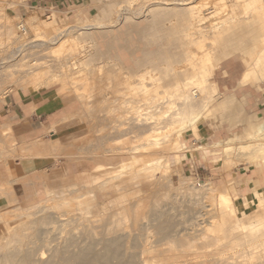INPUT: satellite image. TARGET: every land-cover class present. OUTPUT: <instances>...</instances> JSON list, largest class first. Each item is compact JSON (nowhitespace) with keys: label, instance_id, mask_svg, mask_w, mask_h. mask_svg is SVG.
I'll return each instance as SVG.
<instances>
[{"label":"rangeland","instance_id":"rangeland-1","mask_svg":"<svg viewBox=\"0 0 264 264\" xmlns=\"http://www.w3.org/2000/svg\"><path fill=\"white\" fill-rule=\"evenodd\" d=\"M202 1L149 0L146 5L130 7L126 4H118V1L115 0H43V6L39 5V0H26L25 4L18 3L17 0H5V3L2 4V10L0 9V157L5 159L10 178L6 177L5 168L1 164L4 160H0V183H2L0 184V190L5 187L11 191V188L16 194L12 198H18L17 200L23 211H30V215L34 211L36 213H32L33 217H28L35 224L26 233L28 234L26 240L23 239V243L16 246V248L10 247L9 252L4 251L5 254L0 252L1 264H5L3 261L6 259L12 264L11 257H24L27 264H173L174 262L175 264H188L190 261L191 264H222L220 262L221 256L215 253L213 248L204 249L203 254L200 255L201 259L199 257L195 259L192 255L187 258V261H181V259L175 261L176 258H171L168 262L167 257L172 254L166 252V250H168L171 243L175 240L182 242V244L180 243L182 248H178V251H185V244H183L185 242L183 241L191 240L189 239L191 237L193 241L201 243V240H199L200 231L204 229L207 222L210 225L211 218L214 217L216 212L215 199L185 190V188L191 187V183H181V178L189 177L192 182L210 181L218 186L225 184L227 181L239 182L240 176H242L244 180L236 185V190L239 195L238 201H242L243 208L247 211L251 197L250 194L247 197L245 196L247 194L244 185L245 180L250 177L256 178L258 171L250 164L241 163L223 171L221 162L214 163V160L211 159L219 155L220 150L204 160L199 156V152L194 151L192 157H190L189 152L186 153L185 158L178 162L179 164L171 162L164 168L161 163L160 168H157L153 173L152 182L146 183L147 180L141 177L137 179L138 181L133 180L130 183L128 182L129 175H124L121 176L119 181H116V186L120 189L119 193L115 191L112 185L101 187L96 191L92 186L93 181L96 179L112 176L109 174L114 172V170H109L93 173L92 167L95 165V161L101 160L109 164L117 160L127 159L128 155L122 154L140 144L138 140L149 129L147 126L138 125L137 117L135 118V115L128 113L130 112L127 109L129 106L121 109L120 103L125 98L140 102L139 105L142 104L145 94L144 92L141 93V88L145 87V89L152 90L153 92H150V94L153 95L155 87L153 85L158 78L159 82L165 80L161 82L160 86L166 87L169 85L167 88L170 89L174 82L194 78L190 73L193 69L197 70L195 67L200 64L199 68L205 65L207 69L214 71L216 79H221L224 81L223 83L228 85L223 89L218 87L220 93H225L227 90H232V88L237 89L234 91L235 93L231 94L233 98H228L231 96L230 93L226 95L227 99L216 94L212 102L207 104L206 109H210L208 112L209 117L203 118L197 123L200 130L198 144L211 145L217 140L218 136L221 139H226L234 134H239L241 137L234 142L235 144L246 142V130L251 121V124L256 125L264 119V93L261 90H256L251 84H240V77L237 75L242 70L243 60L241 58L245 59L246 57L243 55L246 52L253 54L261 45L253 44V37L246 34L244 28V30L240 29L238 31V27L229 30L221 40L213 42L215 39L209 26L226 16L228 10L226 12L222 10V12H225L222 13L216 10L213 4L209 3L200 10V15L204 16L203 22L194 21V26L188 29L184 21L188 20L190 14L185 8L187 5L201 3ZM47 2H53V5L48 4L44 7ZM227 5H231V3ZM5 18L12 21L15 35H10L8 31L10 30L9 24ZM28 19L55 26V30H53L55 33L51 32L50 35L47 33L44 37L46 33L41 32L43 35L35 38L34 32L29 29L30 27H27L28 31L26 26L23 25ZM80 19H83V25L78 24ZM97 21L102 22L104 27L98 29L92 27L95 26ZM87 24L90 25L88 29L85 28ZM20 27L25 28L26 32H21ZM52 33L54 34L52 35ZM188 35L189 37H186ZM190 35L192 39L195 36V39L192 40ZM203 36H207V38H203ZM69 37L73 40L62 44L63 46L59 45L65 38ZM188 38L193 42H190ZM191 43L194 45L192 46ZM251 45L257 49L252 48ZM248 46L252 49L250 50ZM191 49L194 50L193 53ZM189 53L191 57L193 55V57H201L203 60H198L200 62L197 61V65L192 68L187 61ZM203 55H214V57H211L214 60L210 59L209 62H205ZM226 55L228 56L227 59ZM81 60L84 61L85 66L81 64ZM227 61H231L232 64L225 72L223 66ZM35 62H44L43 64L50 69V75L59 76L60 79L66 73L69 77L65 78L68 84L65 83V88L68 89L66 90L59 83H52L50 86H43L40 90L35 91L30 85L29 79L24 76L28 73L26 66ZM19 63L24 65L23 68H19V66V69L16 68ZM60 66H65L67 72L61 74ZM119 69H122V71L120 70L121 76L118 75L120 73ZM83 70L86 79L84 84L87 87L86 93L93 88V90L88 91L91 98L85 96V92L81 91L82 84H77L80 91H76L72 86L73 79L78 77L80 75L78 73ZM188 70L190 71L188 72ZM8 74L10 77H8ZM116 75L119 79L118 92L114 90ZM150 75L151 77H149ZM196 79H199V77ZM124 82H127V86L123 84ZM106 84L108 85L106 86ZM137 84H139L138 87ZM128 88L134 90L131 92ZM247 89H249L248 92ZM135 91L136 94H134ZM158 91L161 92L163 89L159 88ZM36 92H47L49 95L55 96L56 99H61L68 106V117L70 119L68 118L58 124L59 126L69 127L66 132L51 134L46 139H31L27 131L28 125L24 124L25 121H19L10 116L6 106L8 98L12 96L29 98L35 95ZM231 98L233 100H228ZM213 102L214 104H212ZM225 105L235 106L234 108L231 106L227 108ZM166 106L159 104L157 110L153 107L154 109H151L150 112L154 115L158 111L164 112ZM211 108L214 110L217 108L216 111L213 110L215 112L213 116L215 117H212L213 111H211ZM114 109L115 112L111 111ZM145 112L142 111V113ZM155 116L159 117L160 115L157 113ZM155 116L153 118H157ZM160 122H163V124ZM160 122L159 132L168 126L169 119ZM182 137L185 143H190L193 139L189 131L182 132ZM32 144H48L50 148L59 147L55 151H48L39 156H26V158L21 159L20 155L24 152L22 148L29 147ZM159 152H161V149ZM14 153L16 158H14ZM232 155L238 157L239 153L233 151ZM6 156L9 158L6 159ZM12 157L13 159H11ZM152 157L154 155L142 157V159L146 160ZM21 165L24 170L32 172L26 175V172L21 170ZM259 176L260 185L258 190L264 193V174L262 173ZM6 182H11L13 185H8ZM129 183L132 184V192L123 190ZM249 187H253V184H249ZM47 190L53 192L68 191L66 199L69 204L60 209H47L46 206L49 203L45 204L46 202L39 204V200L45 198ZM91 190L94 191L93 194H86ZM82 194H85V196L80 199L74 198ZM27 195H31V198L26 202L24 198ZM102 202L104 204L100 206ZM75 203L78 204L76 208ZM234 203L236 204L237 201ZM12 204L8 207H14L16 203ZM6 206L0 204V236L4 235L9 228L18 226V223L22 221L16 218L17 212L14 213V216L13 212L4 214L3 209ZM78 208L83 211L92 210H90V213H85L76 210ZM133 208L138 209L139 212L138 222L135 220L137 223L132 221L133 217L129 213ZM123 210L129 211H127L129 219L122 222L121 227L116 228L114 219L116 214ZM201 214H205L204 217ZM10 216H13V218H10ZM55 216H59V219ZM28 218L24 221L26 222ZM60 220L63 222H60ZM201 225L203 226L201 227ZM199 227L202 229L199 230ZM194 236H197L196 239L199 241L194 240ZM108 244L110 245L108 246ZM111 246H115L113 247L115 249L118 248L116 250L121 251V254L117 253ZM110 247L113 252L115 251L113 254ZM144 248L149 249L150 253L145 252ZM192 250L194 251V249L189 251ZM231 250L230 253H233V259L228 261L229 264H233L234 260L240 261L242 259L241 248L236 247ZM255 250L258 251L259 249ZM163 251L165 252L163 253ZM157 255L160 256V260ZM105 256H109L110 259ZM165 256L167 257L164 258ZM104 257L107 260H104ZM162 258L166 261L163 262ZM156 260L159 262L157 263ZM170 260L174 262L171 263ZM9 261L6 264H9Z\"/></svg>","mask_w":264,"mask_h":264},{"label":"bare ground","instance_id":"bare-ground-1","mask_svg":"<svg viewBox=\"0 0 264 264\" xmlns=\"http://www.w3.org/2000/svg\"><path fill=\"white\" fill-rule=\"evenodd\" d=\"M115 1H118L117 2L118 4L122 3V4H126V5H128L130 7L134 6V5H137V6H142L144 4L146 5V3L148 4V2H149V0H115ZM17 2L21 3V4H25L26 0H17ZM3 3H5V0H0V9L1 10H2V4ZM208 3L209 4H213L214 8H216V10H219L221 12H222V10L225 11V12H226V10H228L227 13H226V16H223L219 21H217L216 23H212L209 26L210 31H212L211 33H212V35H213V37L215 39V40H213V42L221 40L227 34V32L229 30H232V28L238 27L237 28V29H239L238 31H240V29L244 28L246 30L245 33L250 35L251 37H253V42H254L253 44H255V45L256 44H260L262 46V47L260 46V48L258 50H256L255 52H254V49H253V52H254L253 54H251V53L249 54V52H246L245 55L242 54L243 56H246V57H245V59L241 58L243 60L242 70L240 72L238 71L239 73L237 75L240 77V80H239L240 84H243V85L244 84H251V85H253L256 88V90H261V92L264 93V0H203L201 3H194V4H191V5H187L186 4L187 7L185 9L188 10V12L190 14V17L188 18V20H186L184 22L186 23V27L188 29L191 28L192 26H194V24H195V23H193L194 21H198L199 20V22H203L202 19L204 18V16L200 15V10L204 6H206ZM230 3H231V5H227V4H230ZM183 5H185V4H183ZM225 12H222V13H225ZM168 14H169V12H168ZM5 19H7V23L9 24L10 30H8V31L10 32V35H15L14 28H13L14 25H12V21L8 20V18H5ZM75 20H76V18H75ZM17 24H18V22H17ZM78 24L79 25H83V19L78 20ZM23 25L26 26V28L30 27L29 29H31V31L34 32V37L35 38L41 37L43 35L41 32L46 33L44 35V37H46L47 33H49V35H50L51 32L55 33V31H53V30H55V26L53 27L52 25H49V24H43V23H40V22H34V20H32V19H28L27 22L25 21L23 23ZM88 26H90V25L87 24L85 26V28L87 27V29H88ZM92 27L98 29V28H103L104 25H103L102 22H98L97 21L95 26H92ZM186 27L184 26V28H186ZM22 28L23 27H20L19 30L21 31ZM29 29H28V31H29ZM56 32H58V31H56ZM54 33H52V35ZM198 34H200V33H198ZM202 34H204V33H202ZM8 35H9V33H8ZM191 35H190V37H191ZM232 35H234V34H232ZM186 37H189V35L186 36ZM194 37H193V39H195ZM69 38H67V39L65 38V40L62 43L60 42L61 44H59V45L65 44V43L69 42V40H73V38L72 39L71 38L69 39ZM203 38H207V36L206 37L203 36ZM209 38H210V36H209ZM209 38H208V40H209ZM191 39H192V37H191ZM196 39H197V37H196ZM200 39H202V38H200ZM189 41L193 42L190 39H189ZM194 42H195V40H194ZM209 42H211V41H209ZM73 43H74V41H73ZM187 43H188V41H187ZM226 44H228V43H226ZM226 44H225V48H226ZM193 45L194 44H192V46ZM216 45H217V43H216ZM68 46H70V45H68ZM196 46H198V45H196ZM251 47L254 48L255 46L253 47L251 45ZM206 48H207V46H206ZM247 48H246V50H247ZM252 48H250V50ZM188 49H190V48H188ZM188 49H187V51H188ZM76 50H78V48H76ZM56 52H58V51H56ZM193 52H194V50H192V53ZM190 53H191V51H190ZM237 53H238V51H237ZM241 53H242V51H241ZM186 54H188V53H186ZM186 54H185V56H186ZM195 54H196V52H195ZM222 55H225V54H222ZM212 56L214 57V55H212ZM212 56L203 55L204 61L205 62H209L210 59L214 60V59L211 58ZM230 57H231V55H230ZM227 58H228V56L226 57V59ZM200 59H202V58L201 57L200 58H195V57H193V55L191 57V54H190L189 55V59L188 60L186 59V60L188 61V65L192 66V68H193L194 66L197 65L196 62L198 60H200ZM221 61H224V60H221ZM198 62H200V61H198ZM20 63H19V65H17L16 68H18V66H19V68L20 67L23 68L24 65L20 64ZM43 63L35 62V63H31V64L29 63V65L26 64L27 65L26 68H27L28 73L26 75H24V76L29 79V83L33 87V89L35 91H38L43 86H50L52 83H56V84L59 83V84H61L62 87L65 88V83H66V79L65 78L69 77L65 73V72H67L66 71L67 69L65 68V66H60L59 67V70L62 72L61 74H63V72L65 73L63 78L60 79L59 76L50 75L51 74L50 71H49L50 69H48V67H46ZM81 64L83 66L86 65L84 63V61H82V60H81ZM231 64H232L231 61H227V63H225V65L223 66V68H225V72H226V69H228L231 66ZM199 65H197V67H195V68H197V70L193 69L192 73H190V75L194 76V78L192 77V78L185 79L183 81H181L182 80L181 79L180 81H177V82H174V83L172 82L173 83L172 86L170 85L171 86L170 89L172 88L171 90L167 88L169 85L166 86V87L160 86L161 82H163L165 80H161L159 82V78H158L157 81L155 80V84L153 85V86H155L154 89H153L154 90V94L153 95H151L152 93L150 94V92H153L152 90L145 89V87H143L144 89L141 88L142 89L141 93L144 92L145 98H144L143 103L140 104V105H139L140 102H134V101H132L133 99L132 100H129V99L127 100V99L124 98L123 102L120 103V105H121L120 108L123 109V108H126V106L127 107L129 106L127 109L130 112H128V113L133 114V116L135 115V118L137 117V121H138L137 124L138 125H142V126H147L149 129L138 140V143H140V144H138L135 147L131 148L130 151H127V152L122 154V155H124V154L128 155L127 159L117 160L116 162H110L109 164L105 163V161L96 160L95 161V165L92 167V172L93 173H101V172H106V171H109V170H114V172L112 174H109V175H112V176L107 175L109 177H106V178L103 177V178L96 179L95 181H93V183H92L93 185L92 186H94L93 189H95V191H96V190H98L101 187L112 185V186H114L115 191L119 193L120 189H118V187L116 186L117 185L116 181H119L121 179V176L129 175L128 182H130V183L133 180H137V179H139L141 177L143 179L147 180L146 183H149V182H152L153 173H154L155 170H157V168H160V166H161L160 164L161 163H162V165L165 168L171 162H176V163L180 162L182 159L185 158V156H186L185 154L188 153V152L191 155L190 157H192V152H194V151L199 152V156L201 157L202 160H204L208 156H212L214 153H217L220 150V154L214 156L211 159L214 160V163L215 162L216 163H220L221 162L223 171L224 170H229L231 167L236 166V165L241 164V163L250 164L253 168L258 170L257 173H256V178L250 177L247 180H245V184H244L246 186L245 190L247 192V194L245 196L247 197V195L250 194V197H251V200H250L249 205H248L249 209L246 211L243 208L242 201L241 202L238 201L239 195L237 194L236 185L238 183H240V181L239 182L238 181H235V182L227 181L225 184H220V185L217 186V185L212 184L210 181L192 182L189 177L181 178L182 179L181 183H184V184L185 183H189V184L191 183L190 184L191 185V187H190L191 189L190 188H185V190L194 192L197 195L198 194L199 195L202 194L203 197H208V198H211V199H215L216 212H215V215L213 214L214 217H212V215H211L212 222H210V225L207 222V225L204 224L206 228L204 227V229L202 231H200L199 240H201V243H197L196 241H193L192 237H191V238H189L191 240L183 241V242H185V243H183V244H185V251H178V248L179 249L182 248L180 246V243L182 244V242L179 241V240H175V241H173L171 243V245L169 246L168 250H166V252H168V253L170 252V254H172V255H169L168 257L165 256L164 258L167 257L168 262H169V259H171V258L172 259L176 258L175 261H177V259H181V261L182 260L183 261H187V258L189 256L193 255L195 259L197 257L200 258V255L203 254V250L204 249H208V248L212 249L213 248L215 250V251L214 250L213 251L215 253H218V255L221 256L220 262L222 264H229L228 261L233 259V257H232L233 253L232 254L230 253V251H232L231 249L239 247V248H241V253L240 254L242 255V259L240 261L234 260L233 264H264V193L258 190L259 185H260L259 184V177H260L259 175L262 174V173L264 174V119L261 120L260 122L256 123V125L251 124L252 123V121H251V123L248 125L247 130H246V138H247L246 142H242V143H239V144L236 142L237 144H235L234 142L236 140L238 141V139H240L241 137L239 136V134H234L233 136L227 137L226 139H221L218 136L217 140L214 141L213 143H211V145L198 144V142H199L198 141V135L200 133V130L197 127V123L201 119H203V118L205 119V118L209 117L208 112H209L210 109L209 110L206 109L207 108V104L212 102V100L215 98L216 94L222 96L225 99V97H226V95H228V93H230V95H231V94L235 93L234 92L235 90H237V89H233L232 88V90H227L225 93H220L219 90H218L217 83L221 79H216V77L214 76V71L213 70L207 69L205 67V65L200 66V68H199ZM122 69H119V72H120V70L122 71ZM84 70L80 71L78 73L80 75L73 79L72 86H74L73 88L76 91H80V89H78V87H77V84L78 83L82 84L83 87L81 86L82 87L81 91L83 93L85 92V96H88V97L91 98L90 93H88V91L93 90V88H91L90 90L87 91L88 94L86 93L87 87L84 85L85 81H86ZM10 71H11V69H10ZM184 71H185V69H184ZM184 71H183V73H184ZM189 71L190 70H188V72ZM88 74H90V73H88ZM118 75L121 76V72L118 73ZM138 75H136V76H138ZM98 76H97V79L99 78ZM145 76H146V74H145ZM196 76L199 77V79H196L197 78ZM6 77H7V74H6ZM8 77H10L9 74H8ZM149 77H151V75ZM126 79H128V78H126ZM47 80H49V81H47ZM94 80H96V79H94ZM15 81L17 82V80H15ZM95 82H97V81H95ZM115 82L116 83L114 85V90L116 92H118L117 91V87H118L117 85H119V79H118L117 75H116ZM123 84H126V86H127V82H124ZM261 84H262V86H260ZM107 85L108 84H106V86ZM120 85H122V84L120 83ZM138 85L139 84H137V87H138ZM162 85H163V83H162ZM142 86H143V83H142ZM253 86H251V87H253ZM64 88H61V89L63 90ZM132 88H133V86H132ZM132 88H128V89H130L131 92H132L134 90ZM159 88L163 89V91H161V92L158 91ZM248 90L249 89H247L246 91L248 92ZM92 93H93V91H92ZM134 94H136V91H135ZM79 95L81 96V94H79ZM126 96H127V94H126ZM83 97H84V94H83ZM230 97L233 98L232 95L229 96L228 98H230ZM232 98L228 99V100H233ZM226 99H227V97H226ZM234 100H236V99L234 98ZM105 101H107V100H105ZM241 101H242V99H241ZM114 103H112V104H114ZM159 104H163V105H167V106H166V110L164 112L161 111V110H160L161 112H159V111L157 112L158 115H160L159 117H157V116H155L157 113L154 115V113L152 114L150 112V110L154 109V108H155V110H157ZM212 104H214V102ZM236 104H237V102H236ZM216 105H217V103H216ZM225 106H227V108H228L231 105H229V106L225 105ZM234 106H231V107L234 108ZM91 108H92V106H91ZM163 108H162V110H163ZM219 108H220V106H219ZM223 108H224V106H223ZM213 110L214 109L211 108V111H213ZM216 110H217V108H215L214 111H216ZM111 111L115 112V109L111 110ZM142 111H146V112L142 113ZM214 111L212 113V117H215V116H213L214 113H215ZM138 116H139V118H138ZM153 116H155L157 118H153ZM68 118L70 119V117H67V118L64 119V121L67 120ZM166 119H169L168 126L164 127L163 131L159 132L160 131L159 122L161 120H166ZM160 123L163 124V122H160ZM171 128H173V129H171ZM184 131H185V133L188 132V131L191 132L193 139H192V141L190 143L189 142L185 143V141H183L182 132H184ZM83 139H85V138H83ZM244 140H246V139H244ZM160 149H161V152H159ZM190 149H192V150H190ZM233 151H235V152L237 151L239 153L238 157L237 156L235 157V155H232ZM10 155H9V157H10ZM149 155L150 156L154 155V157H152L151 159H146V160L142 159V157H146V156H149ZM15 156H16V154L14 155V158H16ZM120 156H121V154H120ZM169 156H171V157H169ZM9 157L6 156V159L9 158ZM20 158L22 159V158H26V157H21L20 156ZM11 159H13V157ZM0 160H5V159L0 157ZM167 173H170V172H167ZM154 180H155V176H154ZM13 182H15V181H13ZM130 183L127 184L126 188L123 189V190L132 192L133 188H132V184H130ZM0 184H2V183H0ZM6 184L13 185V183L11 184V182L10 183L6 182ZM249 184H253V187H249ZM139 185H140V183H139ZM152 185H154V184H152ZM141 187H142V185H141ZM10 190L12 191L11 188H10ZM11 191H9V189H6L5 187H3V189L0 190V193H1V195H0V204L2 206L3 205L4 206L7 205L6 207H4L3 213L5 212L4 214H6V213H9V212H11V213L13 212L12 214L14 216V213L17 212L16 218L19 219V220H22V221L19 222L18 226H16V227H11L9 229L7 228L8 230H7V232L5 234H4V232H2L4 235L0 236V252H4L5 251L6 253L9 252V248L10 247L16 248V246L21 245L23 243V239H25L26 235H28L26 233L29 232V230H31L33 228V225L35 224V223L31 222V219L29 220V218H28L29 216H30V218H31V216L33 217V215H32L33 212L31 213V215H30V211L24 212L23 208L19 204V201L17 200L18 198L17 199L12 198V196L15 194V191L14 190L12 192ZM180 191H182V190H180ZM72 193H73V191H72ZM93 193H94V191L91 190V191L87 192L86 194L89 195V194H93ZM45 194H46L45 198L44 199L43 198L40 199L38 203L39 204H41L43 202H46L45 204L49 203L46 206V208L48 207L47 209H49V208L60 209L62 207L67 206L68 203H69V201L66 199V194H68V191H66V190L61 191V194H59V195L56 194V192H53V191H50V190H47ZM15 196H16V194H15ZM84 196H85V194H82V195L76 196L74 198H77V199L79 198L80 199L81 197H84ZM30 198H31V195H27V196H25L24 199L27 202ZM205 199H207V198H205ZM236 201H237V203L235 204L234 202H236ZM12 203L13 204L16 203L15 204L16 206L14 205V207H8V205H11ZM103 204H104V202L100 203V206H102ZM76 210H79L80 212L90 213V210H92V209L87 210V211H83V210L78 208ZM127 211L128 210H123V211H120L119 213L116 214V217L114 219V223H115L116 228L121 227L122 226V222H125L126 219H129V217H128V212L129 211L128 212ZM210 211H211V209H210ZM34 213H36V212L34 211ZM61 213L65 214L64 212H61ZM129 213L133 217L132 221L133 222L135 220L137 221V219L139 217L138 216L139 215L138 209L133 208V209H131V212H129ZM204 215H202V217H204ZM206 215H208V213H206ZM13 216H10V218L11 217L13 218ZM55 217H57V216H55ZM55 217H53V218L56 219ZM194 217H195V214H194ZM208 217H210V216H208ZM26 218H28L27 221L29 220V222H27V221L25 222L24 221V220H26ZM0 220H1V218H0ZM200 220H202V219H200ZM61 221L62 220H60V222ZM136 221L134 223L138 222V221L137 222ZM56 223H59V222H56ZM50 224H51V222H50ZM54 225H55V223H54ZM202 226L203 225H201V227ZM201 227H199V230L202 229ZM55 230H57V229L55 228ZM59 231H60V229H59ZM91 233H92V231H91ZM188 236H189V234H188ZM42 237H43V235H42ZM196 238H198V237L196 236L193 239L194 240H198ZM109 245L110 244H108V246ZM115 246H111L112 249H114V250L118 249V248H116V249L113 248ZM111 247H110V250H111V252L113 254L115 251L113 252ZM116 247H119V246H116ZM191 249H194V251L193 250L189 251ZM255 249H259V250L256 251ZM5 252H4V254H5ZM27 252H28V250H27ZM118 252H119V254H121L120 253L121 251L118 250L117 253ZM145 252H149V249H145ZM164 252L165 251H163V253ZM205 252H207V251H205ZM159 255L161 256L162 254H159ZM159 255H157V256H159ZM157 256H156V258H157ZM160 256L158 257V259L160 258ZM209 256H211V255H209ZM105 257H107V256H105ZM105 257L103 258L104 260L110 259L109 256L107 257V259H105ZM117 257H119V256H117ZM150 260H151V258H150ZM7 261H9V260L6 259L3 262H5V264H6ZM165 261L166 260H164L163 262H165ZM172 261H171V263H172ZM120 262H122V261H120ZM158 262L159 261H157V263ZM190 262L188 264H191ZM11 263L12 264H27V261H26V259L24 257H17V258L16 257H14V258L11 257ZM0 264H1V261H0ZM9 264H10V261H9ZM119 264H123V263H119ZM173 264H175V262Z\"/></svg>","mask_w":264,"mask_h":264},{"label":"crops","instance_id":"crops-1","mask_svg":"<svg viewBox=\"0 0 264 264\" xmlns=\"http://www.w3.org/2000/svg\"><path fill=\"white\" fill-rule=\"evenodd\" d=\"M48 4L53 5V2H47L44 6ZM39 5L43 6V0H39ZM223 80H219L218 87L224 88L226 85L223 83ZM39 93V94H38ZM7 108L10 116L16 118L19 121H25L24 124L28 126V133L30 134L31 139H46L51 134L63 133L66 132L69 127L59 126L58 124L68 117L69 108L68 106L59 98L56 99L55 96L49 95L47 92H36L35 95L27 98L15 97L12 96L7 100ZM62 120V121H61ZM60 127V128H59ZM57 147H49L48 144H32L29 147L22 148L24 151L20 156H39L45 154L48 151L56 150ZM3 166L7 174L6 177L10 178L8 173L6 162L3 161ZM23 164V162H22ZM21 170L26 172V175H29L32 171L24 170L21 165ZM244 178L240 176V181H243ZM92 182V179H91ZM73 186V185H72ZM56 194H61V192H56ZM77 203V202H76ZM75 203V204H76ZM69 204V203H68ZM78 204L75 205V208Z\"/></svg>","mask_w":264,"mask_h":264},{"label":"built area","instance_id":"built-area-1","mask_svg":"<svg viewBox=\"0 0 264 264\" xmlns=\"http://www.w3.org/2000/svg\"><path fill=\"white\" fill-rule=\"evenodd\" d=\"M21 32H26V29H25V28H22V29H21Z\"/></svg>","mask_w":264,"mask_h":264}]
</instances>
